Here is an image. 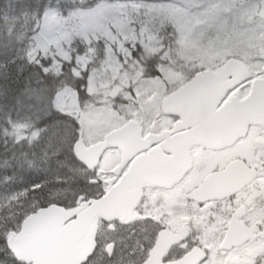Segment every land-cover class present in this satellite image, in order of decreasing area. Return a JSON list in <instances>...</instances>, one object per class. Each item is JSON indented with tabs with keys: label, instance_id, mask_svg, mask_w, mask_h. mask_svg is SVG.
<instances>
[{
	"label": "snow or ice",
	"instance_id": "1",
	"mask_svg": "<svg viewBox=\"0 0 264 264\" xmlns=\"http://www.w3.org/2000/svg\"><path fill=\"white\" fill-rule=\"evenodd\" d=\"M0 21V264H264V0H47Z\"/></svg>",
	"mask_w": 264,
	"mask_h": 264
},
{
	"label": "trees",
	"instance_id": "2",
	"mask_svg": "<svg viewBox=\"0 0 264 264\" xmlns=\"http://www.w3.org/2000/svg\"><path fill=\"white\" fill-rule=\"evenodd\" d=\"M34 1V0H31ZM31 1L30 0H0V21L6 20L8 17L15 16L16 12H8L10 4H14L15 6L24 5L25 9L31 8ZM6 8V9H5ZM8 8V9H7Z\"/></svg>",
	"mask_w": 264,
	"mask_h": 264
},
{
	"label": "rangeland",
	"instance_id": "3",
	"mask_svg": "<svg viewBox=\"0 0 264 264\" xmlns=\"http://www.w3.org/2000/svg\"><path fill=\"white\" fill-rule=\"evenodd\" d=\"M45 1H47V0H45ZM36 13H39V12H36Z\"/></svg>",
	"mask_w": 264,
	"mask_h": 264
}]
</instances>
